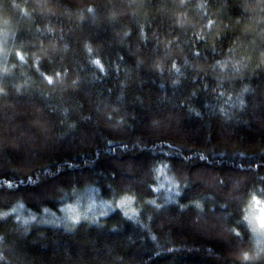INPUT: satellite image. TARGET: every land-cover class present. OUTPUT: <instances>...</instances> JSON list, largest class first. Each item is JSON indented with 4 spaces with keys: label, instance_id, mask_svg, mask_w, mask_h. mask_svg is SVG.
<instances>
[{
    "label": "trees",
    "instance_id": "trees-1",
    "mask_svg": "<svg viewBox=\"0 0 264 264\" xmlns=\"http://www.w3.org/2000/svg\"><path fill=\"white\" fill-rule=\"evenodd\" d=\"M0 53V264H264V0H0ZM83 191L132 213L22 220Z\"/></svg>",
    "mask_w": 264,
    "mask_h": 264
},
{
    "label": "rangeland",
    "instance_id": "rangeland-1",
    "mask_svg": "<svg viewBox=\"0 0 264 264\" xmlns=\"http://www.w3.org/2000/svg\"><path fill=\"white\" fill-rule=\"evenodd\" d=\"M82 193V197L63 204L57 209V212L44 211L40 216L26 213L27 215L22 217V220L25 223H35L38 221L42 224L70 227L81 221L94 222L100 217L105 216L115 207L125 209L126 212L132 213V205L128 200L109 203L99 199L96 200L91 191H83ZM22 211L20 207H16L12 213L20 215ZM245 220L252 230L256 246L261 245V242L264 241V203L250 204Z\"/></svg>",
    "mask_w": 264,
    "mask_h": 264
},
{
    "label": "clouds",
    "instance_id": "clouds-1",
    "mask_svg": "<svg viewBox=\"0 0 264 264\" xmlns=\"http://www.w3.org/2000/svg\"><path fill=\"white\" fill-rule=\"evenodd\" d=\"M248 255H249L248 253H244V256H245V258H247V257H248Z\"/></svg>",
    "mask_w": 264,
    "mask_h": 264
},
{
    "label": "snow or ice",
    "instance_id": "snow-or-ice-1",
    "mask_svg": "<svg viewBox=\"0 0 264 264\" xmlns=\"http://www.w3.org/2000/svg\"><path fill=\"white\" fill-rule=\"evenodd\" d=\"M257 204H259V202L257 201Z\"/></svg>",
    "mask_w": 264,
    "mask_h": 264
}]
</instances>
